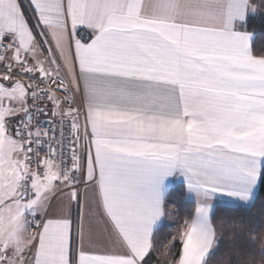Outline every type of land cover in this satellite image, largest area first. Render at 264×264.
Masks as SVG:
<instances>
[{"label":"snow or ice","instance_id":"snow-or-ice-1","mask_svg":"<svg viewBox=\"0 0 264 264\" xmlns=\"http://www.w3.org/2000/svg\"><path fill=\"white\" fill-rule=\"evenodd\" d=\"M252 14L264 0H0V264H264Z\"/></svg>","mask_w":264,"mask_h":264},{"label":"trees","instance_id":"trees-1","mask_svg":"<svg viewBox=\"0 0 264 264\" xmlns=\"http://www.w3.org/2000/svg\"><path fill=\"white\" fill-rule=\"evenodd\" d=\"M247 29L256 34L257 43L259 44L264 40V14H252L248 18ZM186 190L181 183L174 184L170 187V199L176 203L177 207H180L182 203L187 204L185 200ZM191 206V205H189ZM254 213L259 212V205L253 210ZM186 214V213H183ZM229 249L227 247V241L221 245L220 251L216 254V259H227Z\"/></svg>","mask_w":264,"mask_h":264},{"label":"crops","instance_id":"crops-1","mask_svg":"<svg viewBox=\"0 0 264 264\" xmlns=\"http://www.w3.org/2000/svg\"><path fill=\"white\" fill-rule=\"evenodd\" d=\"M22 2H23L25 5L27 4V0H22ZM82 35H86V34H82ZM172 179H173V183H172V185L180 183V181H179L178 179H175V178H172ZM172 185H171V186H172ZM77 212H78V210H77V209H74V211H73V217H74V219H75V216L77 215Z\"/></svg>","mask_w":264,"mask_h":264}]
</instances>
